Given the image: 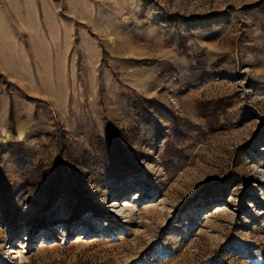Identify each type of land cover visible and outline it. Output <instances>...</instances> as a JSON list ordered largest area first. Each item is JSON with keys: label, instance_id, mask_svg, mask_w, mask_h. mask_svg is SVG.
Listing matches in <instances>:
<instances>
[{"label": "rangeland", "instance_id": "obj_1", "mask_svg": "<svg viewBox=\"0 0 264 264\" xmlns=\"http://www.w3.org/2000/svg\"><path fill=\"white\" fill-rule=\"evenodd\" d=\"M1 196L0 264H264V0H0Z\"/></svg>", "mask_w": 264, "mask_h": 264}, {"label": "trees", "instance_id": "obj_2", "mask_svg": "<svg viewBox=\"0 0 264 264\" xmlns=\"http://www.w3.org/2000/svg\"><path fill=\"white\" fill-rule=\"evenodd\" d=\"M203 117H208L207 114L204 115L203 113H201ZM191 129H195V126L190 123L188 125H176L173 129L175 135H177V141L181 142L183 141L190 133V130ZM110 138V141L112 142V144H116L117 140H118V137H117V134L115 133L114 130H112L110 133H109V136ZM170 148H173V150L175 151V154L173 155H177V156H180L181 154V151H179V149L177 148V146L175 147H171ZM114 159L117 160V159H121L125 156V152L123 151V147L122 145L119 143L118 147L114 150ZM59 180L60 179H57L56 180V183H55V187L58 186V183H59ZM1 200H3V202H5L7 200V196H1L0 197ZM102 209V207L93 202L91 198L89 197H85L84 199H80L79 201V204L77 206V208L74 210V213H75V216L78 217L80 215H82L84 212H86L87 210H91V212L93 213H99L100 210Z\"/></svg>", "mask_w": 264, "mask_h": 264}]
</instances>
